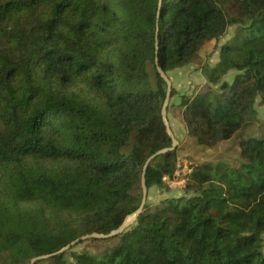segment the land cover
<instances>
[{"label": "trees", "instance_id": "1", "mask_svg": "<svg viewBox=\"0 0 264 264\" xmlns=\"http://www.w3.org/2000/svg\"><path fill=\"white\" fill-rule=\"evenodd\" d=\"M230 27L208 89L180 102L188 134L209 147L259 121L264 0H0V264L108 234L139 208L147 159L173 144L157 61L167 74L185 67ZM240 149L237 165H192L185 195L147 200L101 239L115 244L36 264H264V134L243 132ZM178 152L149 165V192Z\"/></svg>", "mask_w": 264, "mask_h": 264}, {"label": "rangeland", "instance_id": "2", "mask_svg": "<svg viewBox=\"0 0 264 264\" xmlns=\"http://www.w3.org/2000/svg\"><path fill=\"white\" fill-rule=\"evenodd\" d=\"M233 33L234 27H230L228 32L218 41L208 42L193 62L185 67L172 70L168 74L172 80L173 87L177 90V94L171 99L167 118L178 139V159L187 161L191 167L192 165L209 162H225L237 165L241 158L240 142L243 132L264 134V101L260 98L257 99L256 104L259 121L248 124L244 130L238 131L231 139L222 141L213 147L199 144L194 137L188 134L182 119V107L180 104L175 103L177 100L181 101L183 95L193 96L199 91L208 89L209 75L212 68L219 61L220 47L232 37ZM235 75L236 71H231L225 78L231 81ZM185 187L172 189L168 186H163L162 188L154 186L149 192V204L156 208L165 198H180L185 195ZM115 243L116 240L114 239L103 242L101 239L89 238L76 244V250L89 249L95 252Z\"/></svg>", "mask_w": 264, "mask_h": 264}, {"label": "water", "instance_id": "3", "mask_svg": "<svg viewBox=\"0 0 264 264\" xmlns=\"http://www.w3.org/2000/svg\"><path fill=\"white\" fill-rule=\"evenodd\" d=\"M156 40H157L156 41V45L158 46L159 45L158 36H157ZM157 66H158L159 73L161 74L163 79L166 81L167 86H168L166 98H165L163 106H162V116H163V120H164V122H165V124H166V126L168 128V132H169V134H170V136L172 138L173 144H172L171 147H166L164 149H161V150L157 151L155 154H153L152 156H150L147 159V161H146V163L144 165V168H143V174H142V178H141L142 201H141V204H140L139 208L134 213L129 215L119 228L113 230L112 232H110L108 234L93 232L91 234L83 235V236L71 241L70 243H68L66 246H64L63 248H61L60 250H58L55 253L45 254V255H40V256L34 257L31 260L30 264H36L38 261H40L42 259H45V258H47L49 256H52V255L57 254V253L65 252V251L69 250L72 246H75L79 242H81L83 240H86V239H89V238L105 239V238H110V237L116 236V235L120 234L123 230L129 228L137 220L139 215L144 211L145 205H146L147 200H148V192H149L148 185H147V179H146V173H147V169H148L149 165L152 163V161L157 156H159L161 154H164L166 152L175 150L177 148V145H178V139L176 138V136H175V134H174V132H173V130L171 128L170 122H169V120L167 118V111H168V107H169L170 102H171V94H172V88H173L172 80L170 79L169 75L162 69V67L160 66L158 61H157Z\"/></svg>", "mask_w": 264, "mask_h": 264}, {"label": "built area", "instance_id": "4", "mask_svg": "<svg viewBox=\"0 0 264 264\" xmlns=\"http://www.w3.org/2000/svg\"><path fill=\"white\" fill-rule=\"evenodd\" d=\"M192 173V167L185 160L178 159L176 169L171 175H164L163 182L172 189H180L186 186L188 176Z\"/></svg>", "mask_w": 264, "mask_h": 264}, {"label": "crops", "instance_id": "5", "mask_svg": "<svg viewBox=\"0 0 264 264\" xmlns=\"http://www.w3.org/2000/svg\"><path fill=\"white\" fill-rule=\"evenodd\" d=\"M173 101H174V99H173ZM180 102H181V101L177 100L175 103L179 105V104H180Z\"/></svg>", "mask_w": 264, "mask_h": 264}]
</instances>
